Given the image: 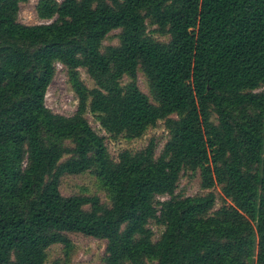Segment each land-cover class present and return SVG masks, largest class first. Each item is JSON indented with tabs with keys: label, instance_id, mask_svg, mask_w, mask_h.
I'll list each match as a JSON object with an SVG mask.
<instances>
[{
	"label": "trees",
	"instance_id": "1",
	"mask_svg": "<svg viewBox=\"0 0 264 264\" xmlns=\"http://www.w3.org/2000/svg\"><path fill=\"white\" fill-rule=\"evenodd\" d=\"M27 1L0 0V264H44L49 246L69 249L66 232L105 240L103 264H264V0H38L50 21L24 24ZM56 63L78 99L70 116L45 105ZM87 109L127 138L163 119L169 139L158 157L151 139L114 159ZM184 169L230 204L177 194ZM86 171L110 205L60 192L62 176Z\"/></svg>",
	"mask_w": 264,
	"mask_h": 264
},
{
	"label": "rangeland",
	"instance_id": "2",
	"mask_svg": "<svg viewBox=\"0 0 264 264\" xmlns=\"http://www.w3.org/2000/svg\"><path fill=\"white\" fill-rule=\"evenodd\" d=\"M58 2L61 0H57ZM38 0H28L19 5L18 20L24 24L47 23L50 20L41 19L37 16L36 5ZM119 30L110 32L103 41V45H117ZM147 33L159 42H166L169 36L157 31V26L147 20ZM55 75L47 87L45 95V105L54 113H59L65 116H70L75 113L78 105V99L69 82L68 69L60 64L55 65ZM79 77L84 85L91 89L95 86L93 79L87 74L83 68H78ZM129 81L127 76H124L120 83L125 85ZM137 81L140 90L145 93L152 103H155L154 98L148 87V81L144 73L138 69ZM262 85L258 91H263ZM85 118L95 130L96 133L105 137V143L110 155L116 159L118 154L123 150L136 151L147 145L152 139L155 143V157H158L162 152L165 143L169 139V131L165 125V120H158L153 126H148L144 132L135 138H127L123 134L113 136L100 126L96 114L87 109L84 113ZM171 117L176 118L175 114ZM212 120L216 122V116L212 114ZM60 192L65 195H86L97 196L99 200L107 205H110L109 197L101 185L100 181L90 171L81 174H66L62 176L59 185ZM212 191L215 196L214 209L222 205L230 204V201L224 197L220 185H214L210 190L203 189L200 181V171H191L184 169L178 181L176 193L182 196L202 195ZM164 197H157L162 200ZM153 232V240H156L160 235L162 227L154 221H150L147 225ZM65 235L71 242L69 249H66L62 244H53L46 250V261L44 264H52L57 260L60 264H103L105 256L106 241L90 236L83 235L78 232H66ZM145 264H156L155 260L148 259Z\"/></svg>",
	"mask_w": 264,
	"mask_h": 264
}]
</instances>
